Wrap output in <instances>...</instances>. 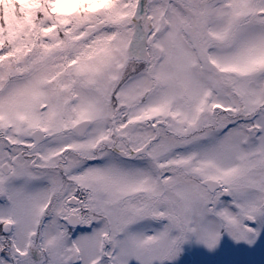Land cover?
<instances>
[{
    "label": "snow or ice",
    "instance_id": "obj_1",
    "mask_svg": "<svg viewBox=\"0 0 264 264\" xmlns=\"http://www.w3.org/2000/svg\"><path fill=\"white\" fill-rule=\"evenodd\" d=\"M262 241L264 0H0V264Z\"/></svg>",
    "mask_w": 264,
    "mask_h": 264
},
{
    "label": "rangeland",
    "instance_id": "obj_2",
    "mask_svg": "<svg viewBox=\"0 0 264 264\" xmlns=\"http://www.w3.org/2000/svg\"><path fill=\"white\" fill-rule=\"evenodd\" d=\"M207 261L231 262V264H264V241L258 243L253 250L240 249L233 251L229 244L215 257L203 254L191 255L192 264H205Z\"/></svg>",
    "mask_w": 264,
    "mask_h": 264
}]
</instances>
